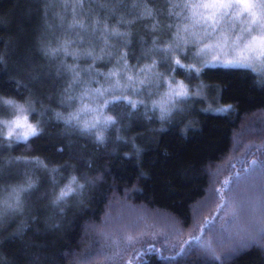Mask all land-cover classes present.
Here are the masks:
<instances>
[{"label":"trees","instance_id":"1","mask_svg":"<svg viewBox=\"0 0 264 264\" xmlns=\"http://www.w3.org/2000/svg\"><path fill=\"white\" fill-rule=\"evenodd\" d=\"M188 1L0 0V100L40 132L0 104V264H264V71H173Z\"/></svg>","mask_w":264,"mask_h":264},{"label":"rangeland","instance_id":"2","mask_svg":"<svg viewBox=\"0 0 264 264\" xmlns=\"http://www.w3.org/2000/svg\"><path fill=\"white\" fill-rule=\"evenodd\" d=\"M215 2L216 0H189L187 4L191 11V22L188 24L187 31L181 28L179 37L176 35L177 28L173 29L174 33H171L167 29L161 31L160 33L163 35V38H170L166 41L167 47H159L156 53H164L161 51L162 49H166L170 45L175 47V44L178 42L181 48L178 53H173L172 56L175 59L181 58L182 62L187 60L192 52L195 58H208L207 62H211V64L225 66L229 61H233L239 63L236 66L230 67H244L242 66L243 64L250 63L252 68L256 69V72L264 71V44L261 43V40L264 39V27H261L262 10L260 8L255 10L257 13V22L252 23V16L243 10L242 5L239 4L228 9V14L224 16H221V13L225 11L223 9H214L210 6L203 7V5H212ZM252 2L261 4L264 3V0H252ZM233 3L235 4V0H233ZM250 42H252L251 47H246ZM172 90L169 92L166 91L169 101L174 99ZM15 105L23 106L24 111L20 112L17 107L10 106L9 109L12 114L1 119V123H3L6 134L8 135L7 125L11 121L16 120L17 117L20 118L22 123H25L24 118L26 117L25 126L16 128L11 136L15 140H25L23 136L28 130L27 125H32L36 128L37 126L29 118L28 106L21 103H15ZM263 119L264 114L261 115V120ZM247 122L249 123L248 120ZM13 127L15 126L13 125ZM231 243L235 245L234 242ZM223 244V242L219 243V248H222L221 245ZM226 244H229V242L227 241Z\"/></svg>","mask_w":264,"mask_h":264},{"label":"snow or ice","instance_id":"3","mask_svg":"<svg viewBox=\"0 0 264 264\" xmlns=\"http://www.w3.org/2000/svg\"><path fill=\"white\" fill-rule=\"evenodd\" d=\"M236 4L242 5L243 10L247 11L249 13L250 16H252V23H256L257 22V13H256V9L260 8L262 10V15H261V27H264V3L261 4H255L252 2V0H235V4L233 3V0H216V2L212 5H203V7H212L214 9H223L225 10L224 12L221 13V16L227 15V10L231 9L233 7L236 6ZM176 7H180V5H176ZM183 7H189V5L185 4L183 5ZM199 7V6H197ZM174 25L169 24L168 27L172 28ZM177 27V32L176 35L177 37H179L180 35V30H179V26L176 25ZM185 31H187V29H185ZM194 35V34H193ZM255 40V38H254ZM187 42V41H186ZM261 43L264 44V39L261 40ZM252 42L249 43V45H246V47H251ZM181 48V45L177 42L175 44V47H172L171 45L166 48V49H162L161 51H163L166 55V57L170 60L173 53H178L179 49ZM88 55H91V53H88ZM186 59V57H184ZM121 59H125V57H121ZM3 63V57H0V64ZM239 62H233V61H229L228 64H226L225 66H236V64ZM175 65L177 66L176 68L172 69L173 71H179L180 69H183L185 67V65L183 63H181V58H176L175 59ZM154 66V65H153ZM207 63L204 64V67H207ZM242 66L244 67H249L252 68V65L250 63L248 64H243ZM253 71H256L255 68H252ZM141 71H144L143 69ZM197 72L200 71V69L196 70ZM132 78L129 77V80H131ZM141 83H143V81H141ZM172 95H174L177 98H187L188 96V91L187 89L183 86V85H178L175 89L172 90ZM119 99V97H118ZM6 103L10 106H15L18 108V110L20 112L24 111L23 106H18L15 105L14 101L11 100H7V101H3L0 100V104ZM133 107H135L136 105H132ZM173 107H175V105H173ZM162 111V115H161V119H165L168 115H170L171 113V109H161ZM74 117L69 118L68 121H66V123H71V120ZM25 123H22L20 118L17 117L16 120L11 121L7 127H8V136L11 137L15 131L16 128H20V127H24L26 124V117L24 118ZM112 123H115V121H112ZM13 125L15 127H13ZM27 131L24 133L23 138L25 140L28 139V137H36L38 135H40V132L38 131V129L36 127H33L32 125H27ZM19 138V137H18ZM98 140H100L102 142V137H98ZM72 183H76V179L73 178ZM82 187V186H81ZM73 191V189L71 188V186H69L68 188H66L65 190L61 191L59 197L57 198V200L55 201L57 204H59L61 201H63L67 195ZM9 209L16 211L19 210V204H17L16 208L13 209L11 205H9Z\"/></svg>","mask_w":264,"mask_h":264}]
</instances>
